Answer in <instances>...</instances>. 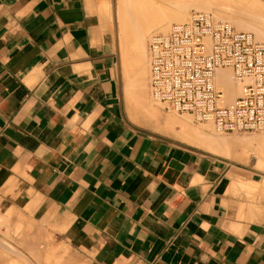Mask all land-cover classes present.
I'll use <instances>...</instances> for the list:
<instances>
[{
    "label": "crops",
    "instance_id": "crops-1",
    "mask_svg": "<svg viewBox=\"0 0 264 264\" xmlns=\"http://www.w3.org/2000/svg\"><path fill=\"white\" fill-rule=\"evenodd\" d=\"M120 1L0 0V238L22 264H264V157L125 99Z\"/></svg>",
    "mask_w": 264,
    "mask_h": 264
},
{
    "label": "built area",
    "instance_id": "built-area-1",
    "mask_svg": "<svg viewBox=\"0 0 264 264\" xmlns=\"http://www.w3.org/2000/svg\"><path fill=\"white\" fill-rule=\"evenodd\" d=\"M148 56V87L165 109L222 133L264 131V43L253 34L193 10L188 21L152 35ZM222 68L241 85L231 103L217 84Z\"/></svg>",
    "mask_w": 264,
    "mask_h": 264
},
{
    "label": "bare ground",
    "instance_id": "bare-ground-1",
    "mask_svg": "<svg viewBox=\"0 0 264 264\" xmlns=\"http://www.w3.org/2000/svg\"><path fill=\"white\" fill-rule=\"evenodd\" d=\"M189 7L207 14L212 13L213 16L210 15L215 20H228L227 23H232L237 29L253 34L254 39L264 43L262 41L264 40V4L260 0H122L118 9L121 39L119 51H121L124 80H127L132 88H140L149 74L150 62L147 60V54L145 55L147 50L145 40L148 39L149 34L169 32L172 23H181L189 18L185 16ZM216 73L217 84L225 92V102L233 101L240 95V83L233 81L231 73L225 68L218 69ZM141 90L138 89V95ZM143 103L139 102L138 106H141L146 114L157 116L153 113L154 108L142 106ZM175 123L183 124L182 120L176 117H170V121L166 124L172 126ZM182 127L180 136L187 143L224 157L230 156L232 142L229 143L227 139L215 137L208 129L196 133L188 125L183 124ZM233 141L244 145L253 141L256 145L254 152L264 157V133ZM2 258L4 257L0 254V261L3 260Z\"/></svg>",
    "mask_w": 264,
    "mask_h": 264
},
{
    "label": "rangeland",
    "instance_id": "rangeland-1",
    "mask_svg": "<svg viewBox=\"0 0 264 264\" xmlns=\"http://www.w3.org/2000/svg\"><path fill=\"white\" fill-rule=\"evenodd\" d=\"M122 1V0H121ZM121 1H120V3H121ZM261 1V3H263L264 4V0H260ZM120 3H119V6H120ZM118 9H119V7H118ZM188 10V11H187ZM186 10V13H185V16L188 18V16H189V18H190V14H191V12L193 11V10H196L195 8H193V7H189L188 9ZM212 16H213V14L212 13H210ZM189 18L188 19H185L183 22H186V21H188L189 20ZM219 20H221V19H219ZM223 21H228V20H225V19H223ZM229 22V21H228ZM178 23V22H177ZM182 23V22H181ZM173 24V23H172ZM171 24V25H172ZM231 25L232 26H234L235 28H236V26L234 25V24H232L231 23ZM169 28H170V26H169ZM237 29V28H236ZM170 30V29H169ZM237 30H240V29H237ZM240 31H245V30H240ZM168 32V31H167ZM155 33H159V32H151L150 34H149V37H147L148 39H146L145 40V42H146V52H145V55L147 54V60L149 61V56H148V43H149V41H150V39H151V37H152V35L153 34H155ZM150 35H151V37H150ZM119 39H120V31H119V21H118V28H117V40H116V51H117V56H118V74H119V78H120V81H121V84H122V87H123V94H124V97H125V99H128V100H131V99H133L135 102V104L137 105L136 107H141V106H138V104H139V102H144V100H147V101H145L143 104H142V106H147V107H149V108H151V109H153L152 107H154V111L155 112H153V113H156L157 114V116L154 114H147L148 115V117L149 116H152L153 118H158V117H160V114L159 113H157V112H159L158 110H157V108L158 107H161V105L157 102V101H155L154 99H153V97L151 96V93H150V90H149V87H148V81H149V74H148V76H147V79L145 80V82L143 83V85L140 87V88H137V87H135V88H132L131 87V85H129L128 84V81L127 80H124L125 79V77H124V72H123V70H122V60H121V51H119V43L121 42H119ZM121 40V39H120ZM262 41H264V40H262ZM149 69H150V67H149ZM227 71H229L230 73H231V71L230 70H228L227 69ZM126 81V82H125ZM127 85H128V87H127ZM130 86V87H129ZM240 87V86H239ZM138 89H142L141 91H140V95H138ZM129 92H128V91ZM240 91V90H239ZM236 98V97H235ZM234 98V99H235ZM233 99V100H234ZM232 102V101H231ZM231 102H228V103H231ZM141 111V113H142V115H143V117L145 118V114L143 113L144 111H143V109L142 110H140ZM171 114H173V116H170V117H176V118H179V120H181L180 118L181 117H183L184 119H185V121L183 122V124L184 125H188V127H190V129H192L194 132H196V133H201V132H203V131H205V130H209V132L210 133H212L215 137H221V138H224V139H227L228 140V142L229 143H231V145H232V148H234L237 144V142L236 141H233V140H230V139H232V137H236V139L237 140H240V139H243V138H249V137H251V136H254V135H257V134H260V133H264V131H256V132H243V133H222V132H218V131H216V129L214 128V126H213V124H211V123H196L195 121H194V119H193V117L191 116V115H189V114H178V113H174V112H171ZM196 127V128H195ZM197 128H200V129H197ZM238 135H241V137L240 136H238ZM243 135V136H242ZM235 140V139H234ZM238 144H240V143H238ZM242 144V143H241ZM248 145L250 144L251 145V147H250V149L252 150V151H254L255 150V148H256V145H255V143L253 142V141H249L248 143H247ZM201 149V148H200ZM202 150H204V149H202ZM205 151V150H204ZM206 152H208V151H206ZM209 153H211V152H209ZM212 154H214V155H218V156H221V157H224L223 155H220V154H218V153H213L212 152ZM226 158H228V157H226ZM8 245H10L9 243H8V241H7V239H5V238H0V253H1V255H3V256H7L9 259H11L12 260V264H22L23 263V261H22V259H21V257L22 256H17L16 255V253H14V251L16 250V249H14V248H10V247H7ZM12 253V255H15L14 257H12L11 258V253ZM17 252V251H16ZM19 254V253H18Z\"/></svg>",
    "mask_w": 264,
    "mask_h": 264
}]
</instances>
